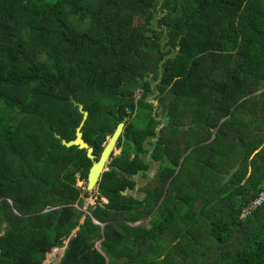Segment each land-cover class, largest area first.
Returning <instances> with one entry per match:
<instances>
[{
  "label": "trees",
  "instance_id": "obj_1",
  "mask_svg": "<svg viewBox=\"0 0 264 264\" xmlns=\"http://www.w3.org/2000/svg\"><path fill=\"white\" fill-rule=\"evenodd\" d=\"M151 75L171 98L154 143ZM137 88L133 140L119 137L98 181L107 202L81 212L76 180L91 161L61 143L81 121L76 103L98 157ZM261 88L264 0H0V264H42L66 240L58 264H264V202L241 217L264 187V118L234 116ZM150 161L159 167L137 198L128 192Z\"/></svg>",
  "mask_w": 264,
  "mask_h": 264
},
{
  "label": "rangeland",
  "instance_id": "obj_2",
  "mask_svg": "<svg viewBox=\"0 0 264 264\" xmlns=\"http://www.w3.org/2000/svg\"><path fill=\"white\" fill-rule=\"evenodd\" d=\"M162 43H161L160 47H161V49L165 50V46ZM168 56L169 55H167L166 57H168ZM220 76H219V74H217V77L218 78ZM127 120H129V119H127ZM132 125H133V127H136V126H141L142 124H139L138 122H134ZM107 138H108V135L106 137V140H107ZM119 153H120V148H116L113 151L112 156L119 155ZM187 154H188L187 152H183V151L180 154H178L179 156L177 158L176 165L173 167L174 170H175L174 174L175 175H178L181 180L184 178L186 172L188 171L187 169L189 168L190 163H191V158H190V161H189L188 157L185 158V156ZM110 159H109V162H110ZM155 167H157L156 163L153 162V161H150L149 168L145 172L144 177L141 176V175H136L135 176V186L128 193L132 194L133 196H135L137 198H143L144 197V191H143V189L145 187H147L150 184V182H152L151 181L152 180L151 173L155 169ZM107 169L108 168L106 166V170ZM217 173L219 175L221 174L219 172H217ZM208 182H211L212 183L214 189L217 187V180H216V178H215L214 175H210L209 179H206L205 180V183H208ZM221 182H220V184H221ZM76 186L82 189V194L80 196L81 201L77 205V207H78L77 209L79 211L84 212V213H86V212L89 213L90 209L93 208L94 205H98V204L104 205L107 202V200L104 199V198H101V199L98 198L97 199V192H96V189L97 188H94L91 191H87L86 190V180H80L79 178H77V180H76ZM84 192H87V193L84 195ZM124 194H125V192H124ZM207 196H211V195L208 194ZM84 213H82L83 215L81 216L80 219L78 218V222L79 223H81L83 221V219H84ZM148 220H149V217L146 215L143 219H141V220H139V221H137L135 223H132V224L130 223L129 225H133V224L134 225H139V224H142V223H147ZM66 241L64 242V244H66ZM152 246H153L152 243H147L144 246L143 251L145 253H147L152 248ZM64 247H65V245L62 248L52 249L50 252H48V254H50L51 257L48 258V254H47L45 256V259H44V263L43 264H47L51 260H53L54 263L58 262L59 259L56 260V257L58 256V252L62 253L59 256V258H60L63 255ZM97 247H98V245H97Z\"/></svg>",
  "mask_w": 264,
  "mask_h": 264
},
{
  "label": "water",
  "instance_id": "obj_3",
  "mask_svg": "<svg viewBox=\"0 0 264 264\" xmlns=\"http://www.w3.org/2000/svg\"><path fill=\"white\" fill-rule=\"evenodd\" d=\"M76 104L78 106L79 112H81L82 114L81 121L79 122L78 126L75 128L74 138L68 141L65 139H61V143L66 147L75 146L78 149L85 150L87 158H89L91 161V166L89 167V170L86 176V190L91 191L94 188H97L100 176L106 170V166L109 162L110 156L113 154V151L116 149V144L118 142L120 135H122L123 133L124 136L128 137L130 140H133V134L130 132H127L123 128L124 127L123 121L119 122L114 128V130L112 131V133H108V132L106 133L108 135V138L106 142L104 143L99 156L96 157L95 155H93V148L83 139L82 127L84 125L85 120L87 119L88 112L83 109V105L81 103H76ZM132 107H133V104H130L128 106V110H131ZM55 136L57 138H60L59 135H55ZM238 166H239V162L236 163L235 166H233L227 173H221L222 175L221 184H224L231 178V176L237 170ZM122 194H124V192H122ZM76 220H78V218H76ZM94 222L97 223L96 221ZM75 230H73L71 235L74 234ZM66 244H67V241H66ZM53 249H57V248H53ZM47 254L48 253H46V255ZM58 262L54 263L53 260H51L47 264H58ZM43 263L44 261L42 262V264Z\"/></svg>",
  "mask_w": 264,
  "mask_h": 264
},
{
  "label": "flooded vegetation",
  "instance_id": "obj_4",
  "mask_svg": "<svg viewBox=\"0 0 264 264\" xmlns=\"http://www.w3.org/2000/svg\"><path fill=\"white\" fill-rule=\"evenodd\" d=\"M150 89L151 91H148L146 95L143 97V101L148 103L150 105V110H151V117H152V122L155 123V135L151 137L150 141L155 142L158 140V135L160 134L161 130H163V133L166 135L167 134V129L165 127L169 128V111L171 109V98H170V93L168 89H165L163 91V94L160 96V91L157 87V81L153 80V76H150ZM143 96V88H137L133 90V93H128L127 98L128 99H133V102H130L128 105H126V108L123 112V122H124V129L126 130V124H127V119H129V115L132 112L133 107L136 105V102L138 99L142 98ZM130 104H133V107L131 110H128V106ZM144 111H148V107H144ZM127 131V130H126ZM109 133V131H106L105 133ZM112 133V132H111ZM123 136V133L122 135ZM149 143H147V147H149ZM154 147V146H153ZM148 159L150 160V157L148 156ZM155 162V161H153ZM156 163V162H155ZM157 167L152 171L151 173V178H153L154 173L159 167V164L156 163Z\"/></svg>",
  "mask_w": 264,
  "mask_h": 264
},
{
  "label": "crops",
  "instance_id": "obj_5",
  "mask_svg": "<svg viewBox=\"0 0 264 264\" xmlns=\"http://www.w3.org/2000/svg\"><path fill=\"white\" fill-rule=\"evenodd\" d=\"M264 91V88H261L259 89L256 94H261L262 92ZM248 107H251L250 109H248ZM246 108V110L244 109ZM244 108H241L239 109L235 114L234 116L236 117V119H238L239 121L241 120L242 121V124L243 123H247V124H251V123H248L249 120L251 119H255V118H264V112L262 113V110H264V96L256 102L255 105L253 106H250V105H246L244 106ZM259 111L261 113H259ZM227 117V116H226ZM226 117H223L219 120L218 124H217V127L219 126V124L226 118ZM253 124V123H252ZM216 127V128H217ZM216 128H214L212 130V134H211V138L212 139L214 137V134H215V130ZM247 130V129H246ZM264 130V127H261V128H256L255 129V133L257 134L258 137L261 136V131ZM248 131V130H247ZM196 133V132H194ZM249 133L251 134V132L249 131ZM197 136V135H196ZM191 149V148H190ZM189 149V150H190ZM188 150V151H189ZM187 151V153H188ZM239 162L240 164V160L237 161V163ZM235 166V165H234ZM239 167V166H238ZM238 169V168H237ZM236 172V171H235ZM221 173V172H220ZM222 173H227V172H222ZM65 248V247H64Z\"/></svg>",
  "mask_w": 264,
  "mask_h": 264
},
{
  "label": "built area",
  "instance_id": "obj_6",
  "mask_svg": "<svg viewBox=\"0 0 264 264\" xmlns=\"http://www.w3.org/2000/svg\"><path fill=\"white\" fill-rule=\"evenodd\" d=\"M264 202V187L257 193L255 198H253L251 201L247 203V205L242 210L241 217H244L256 208H258L262 203Z\"/></svg>",
  "mask_w": 264,
  "mask_h": 264
},
{
  "label": "bare ground",
  "instance_id": "obj_7",
  "mask_svg": "<svg viewBox=\"0 0 264 264\" xmlns=\"http://www.w3.org/2000/svg\"><path fill=\"white\" fill-rule=\"evenodd\" d=\"M60 252H58V256L56 257V260H58L59 259V256H60ZM56 262V261H55Z\"/></svg>",
  "mask_w": 264,
  "mask_h": 264
},
{
  "label": "clouds",
  "instance_id": "obj_8",
  "mask_svg": "<svg viewBox=\"0 0 264 264\" xmlns=\"http://www.w3.org/2000/svg\"><path fill=\"white\" fill-rule=\"evenodd\" d=\"M58 249V248H57Z\"/></svg>",
  "mask_w": 264,
  "mask_h": 264
}]
</instances>
